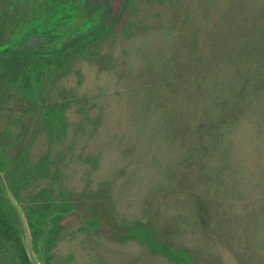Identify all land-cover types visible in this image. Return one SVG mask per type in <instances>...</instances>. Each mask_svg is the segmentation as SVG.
Returning a JSON list of instances; mask_svg holds the SVG:
<instances>
[{"label":"rangeland","instance_id":"374dc122","mask_svg":"<svg viewBox=\"0 0 264 264\" xmlns=\"http://www.w3.org/2000/svg\"><path fill=\"white\" fill-rule=\"evenodd\" d=\"M110 2L111 11L120 9ZM90 8L82 0H0V55L59 52L101 26L102 10ZM131 12L108 69L79 61V75L54 89V98L59 88L73 92L76 107L97 122L78 140L67 171L78 205H93L111 230L82 231L74 221L51 264H167L135 241L113 238L116 223L134 221H151L194 264H264V172H238L233 154L219 168L226 182L218 186L215 174L205 175L212 181L198 174L197 156L212 129L233 152L229 140L245 137L235 133L241 74L264 42V0H134ZM33 31L51 39L28 38ZM19 99L0 92V143L22 147ZM68 115L80 120L74 109Z\"/></svg>","mask_w":264,"mask_h":264},{"label":"trees","instance_id":"16d2710c","mask_svg":"<svg viewBox=\"0 0 264 264\" xmlns=\"http://www.w3.org/2000/svg\"><path fill=\"white\" fill-rule=\"evenodd\" d=\"M82 2L85 8L91 7V12L102 10L103 22L91 33L69 41L52 55H0V92L11 98H20L21 106L17 108L21 133L26 137L22 147L9 142L0 143V174L24 213L33 251L42 264H51L52 250L60 235L76 220L81 223L82 231L103 226L111 230L109 223L96 216L93 205H78V191L74 190L67 171L78 157V140L85 135L91 136L97 122L89 117L84 107H76L78 101L73 92L59 88V95L54 98L53 94L62 79L71 74L79 75L75 67L79 61L93 63L100 70L108 69L114 62L116 40L131 29L134 0H118L120 9L114 10L115 13L110 9V0ZM35 37L51 39L50 35H39L34 31L28 38ZM250 55L253 62L250 68H243L241 74V90L245 93L238 102L242 110L237 115L240 123L237 122L239 126L235 129V133L239 131L245 137L240 136L238 143L235 138L229 140L238 151L233 152L231 145L227 149L225 143H220L219 135L214 134L213 129L205 142L200 138L198 174H215L213 177L219 179L218 186L226 182V174H218L219 168L233 154L238 157V172H264V42ZM72 109L80 114L78 122L70 120L68 113ZM229 122L234 123L233 120ZM248 133L250 135L246 137ZM252 133L259 139L256 145L251 144L254 140ZM222 149L223 153L219 155ZM206 176L205 179L213 180ZM232 185L234 189L237 187L235 180ZM199 186L204 188L205 184ZM216 188L219 189L217 185ZM205 192L203 195L212 196L211 191ZM115 226L112 236L119 243L135 241L150 255L164 258L167 264H194L190 251L174 248L165 236L155 231L151 221H134L124 226L116 223ZM6 260L8 264H31L22 240L21 223L0 183V264H5Z\"/></svg>","mask_w":264,"mask_h":264},{"label":"water","instance_id":"95a60500","mask_svg":"<svg viewBox=\"0 0 264 264\" xmlns=\"http://www.w3.org/2000/svg\"><path fill=\"white\" fill-rule=\"evenodd\" d=\"M0 183H1V186H2V189L4 191L6 198L11 203L12 207L14 208L18 216L19 222L21 223L22 240H23L25 251H26V255L30 263L31 264H42V261L39 258H37V256L35 255L33 251L31 239H30V233H29V226L25 219L24 213L21 210L20 206L18 205L17 201L13 198L12 194L8 190L7 185L1 174H0Z\"/></svg>","mask_w":264,"mask_h":264}]
</instances>
